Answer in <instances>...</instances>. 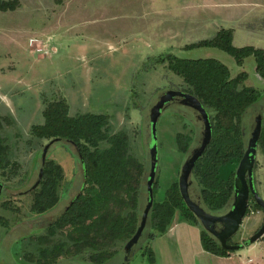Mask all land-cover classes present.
Here are the masks:
<instances>
[{"label": "rangeland", "instance_id": "rangeland-1", "mask_svg": "<svg viewBox=\"0 0 264 264\" xmlns=\"http://www.w3.org/2000/svg\"><path fill=\"white\" fill-rule=\"evenodd\" d=\"M1 1L13 7L0 9V120L13 158L20 165L12 180L0 177L4 183L1 202L10 200L11 206L18 209L0 207V214L9 218L11 226L19 224L23 236L44 233L86 183L77 147L67 139L55 142L47 158L63 168L61 200L47 214L33 216L30 212L33 195L22 192L36 182L43 148L50 141H28L31 127L45 122L41 95L47 101L65 99L70 116L104 114L116 131L125 134L129 154L137 165L141 164L137 180L140 219L147 204L150 146L155 143L150 136V108L163 92L186 89L183 78L171 69L172 59H217L228 67L232 78L245 72L241 86L253 87L264 96V77L257 69L255 55L239 62L233 53L219 46L199 45L214 39L219 31L229 30L235 47L264 49V0ZM1 94L9 96V104ZM260 113L264 130V98L245 114L246 143ZM201 129L193 109L187 106L173 104L163 111L156 141V202L162 201L173 183L179 181L182 165L190 149L198 144ZM237 167L231 162L224 164L220 176L228 178ZM192 179V196L199 199L201 186L196 176ZM255 181L264 198V153L260 142ZM253 200L240 230L230 239L232 243L247 240L264 222V210ZM231 201L222 213L230 209ZM153 228L149 216L147 228L127 264H140L148 258L145 250ZM254 244L261 247L264 237ZM111 261L125 262L124 247L108 262Z\"/></svg>", "mask_w": 264, "mask_h": 264}, {"label": "trees", "instance_id": "trees-1", "mask_svg": "<svg viewBox=\"0 0 264 264\" xmlns=\"http://www.w3.org/2000/svg\"><path fill=\"white\" fill-rule=\"evenodd\" d=\"M10 6L13 7L0 0V9ZM201 44L228 50L239 62L248 55H255L257 69L264 77V49L235 47L231 31L221 30L214 39ZM171 69L183 78L185 92L197 96L210 114L213 140L195 165L193 176L201 186V204L209 212L220 214L232 200L235 168L246 150L245 114L264 96L253 87L241 86L245 72L232 78L228 67L217 59H172ZM44 116L43 124L31 127L28 141L35 143L57 137L74 141L84 161L86 183L73 204L48 225L44 233L23 237L22 259L32 264H56L61 257H81L93 263H106L123 249L139 225L137 180L141 164L137 165L129 154L125 134L116 131L104 114L70 116L68 103L61 98L46 101ZM4 130L0 120V177L10 181L16 177L20 164L13 158L14 152ZM260 143L264 153V130ZM229 162L235 164V168L228 178H222L220 169ZM64 175L61 164L47 158L39 186L29 191L33 195L30 205L33 216L47 214L59 204ZM253 202L259 206L255 200ZM10 203V200L1 202L0 198L1 208L16 211L18 208ZM177 213L199 223L184 202L178 181L168 189L162 201L154 200L150 213L154 228L149 237L164 233ZM9 222V218L0 214L1 224L10 228ZM202 243L213 253L231 252L222 248L204 228Z\"/></svg>", "mask_w": 264, "mask_h": 264}, {"label": "water", "instance_id": "water-1", "mask_svg": "<svg viewBox=\"0 0 264 264\" xmlns=\"http://www.w3.org/2000/svg\"><path fill=\"white\" fill-rule=\"evenodd\" d=\"M176 98H180V104L196 110L198 112L197 119L203 121L204 124L200 145L193 148L190 154L187 156L182 165L179 176L178 182L180 193L187 207L197 217L201 226L213 237H215L218 240L220 246L226 250H241L244 247L257 242L259 239L264 237L263 222L262 226L243 243L229 242V239H231L240 230L243 219L250 208V202L252 198L264 210V198L257 191L255 185V167L257 161L258 144L263 132V114L260 113L255 117V124L247 141L246 150L236 169L234 177V194L232 197L230 209L220 214L211 213L207 209H205L201 202L194 200L190 192L193 185L192 176L194 167L206 152L209 144L213 140V125L210 119V114L197 96L182 90L169 89L159 96L157 102L150 108L149 111L150 136L153 141H155V143L150 146L149 152L150 170L148 173L146 184L147 204L141 215V219L136 232L124 245L125 262H128L131 256L134 254L135 246L140 242L145 229L147 228L151 209L154 205V185L156 183L157 166L159 162L158 144L156 143L158 122L163 111L168 108V103L174 101ZM60 140L61 138H54L44 146L41 155L42 166L40 168L38 178L29 190L22 193H27L39 186L44 175V165L47 161L48 152L51 146L55 142ZM68 141L76 146V143L74 141ZM78 155L82 162V165H84L81 153H79ZM83 169L85 172L84 166ZM3 188L4 183L0 180V194L3 191ZM80 193H78L75 197H77ZM75 197L66 206L64 211H66L73 204ZM59 216H57L54 220H57Z\"/></svg>", "mask_w": 264, "mask_h": 264}, {"label": "crops", "instance_id": "crops-1", "mask_svg": "<svg viewBox=\"0 0 264 264\" xmlns=\"http://www.w3.org/2000/svg\"><path fill=\"white\" fill-rule=\"evenodd\" d=\"M1 97L7 104L10 103L9 96L1 94ZM40 99L45 107L46 97L42 98L41 95ZM202 232L201 224L177 213L164 233L150 237L145 250L149 253L148 258H144L140 264H264V244L260 247L252 243L238 251L217 254L204 248ZM23 237L19 224L7 228L0 223V264H32L22 259L20 245ZM249 259H252L251 263L248 262ZM87 262L81 257H63L56 264H88ZM108 264L116 263L111 261Z\"/></svg>", "mask_w": 264, "mask_h": 264}, {"label": "flooded vegetation", "instance_id": "flooded-vegetation-1", "mask_svg": "<svg viewBox=\"0 0 264 264\" xmlns=\"http://www.w3.org/2000/svg\"><path fill=\"white\" fill-rule=\"evenodd\" d=\"M179 99H180V98H176L174 101L168 103V107H169V106H172L173 104H178V105H179V104H180V100H179ZM182 106H183V105H182ZM189 108H191V107H189ZM191 109H193V108H191ZM193 113H194V116H195L196 121L202 124V129L200 130V136L197 138V140H198V144L195 146V147H197L198 145H200V141H201V138H202V131H203V128H204V124H203V121L197 119L198 112H197L196 110L193 109ZM183 115H185V114H183ZM185 116H186V115H185ZM186 117H187V116H186ZM196 127H197V126L195 125V128H196ZM195 147H192V148L190 149V152H191L192 149L195 148ZM190 152H189V154H190ZM189 154H188V155H189ZM191 191H192V190H190V192H191ZM191 196H192V193H191ZM192 197H193V196H192ZM193 199L196 200V201L201 202V197H199V199H195V198L193 197ZM229 242L232 243V241H230V239H229ZM243 242H244V241H243ZM243 242H239V243H243Z\"/></svg>", "mask_w": 264, "mask_h": 264}, {"label": "built area", "instance_id": "built-area-1", "mask_svg": "<svg viewBox=\"0 0 264 264\" xmlns=\"http://www.w3.org/2000/svg\"><path fill=\"white\" fill-rule=\"evenodd\" d=\"M248 262L251 263L252 262V259H249Z\"/></svg>", "mask_w": 264, "mask_h": 264}]
</instances>
